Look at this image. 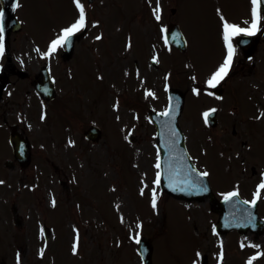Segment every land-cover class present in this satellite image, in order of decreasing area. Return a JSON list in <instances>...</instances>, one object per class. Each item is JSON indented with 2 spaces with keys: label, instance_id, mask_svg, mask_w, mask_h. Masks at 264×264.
<instances>
[{
  "label": "rangeland",
  "instance_id": "1",
  "mask_svg": "<svg viewBox=\"0 0 264 264\" xmlns=\"http://www.w3.org/2000/svg\"><path fill=\"white\" fill-rule=\"evenodd\" d=\"M244 1L251 2L161 0V18L156 21L155 0L92 4L80 0L86 31L74 42L72 58L64 61L62 46L42 60L34 49L47 53L48 44L76 22L79 10L74 0H22L23 9L16 13L22 29L11 35L10 56L29 80L14 84L29 85L38 68L48 62L57 80L58 99L44 121L35 118L39 111L35 108L34 117L25 121L16 107L19 100L12 102L11 119L31 125L27 133L33 161L25 171L3 167L2 161L10 157L5 156L7 136L0 131V264H140L134 243L137 233L150 239L153 264H264V233L213 235L217 215L206 202L190 206L156 188L158 153L149 120L151 110L165 109L168 88L186 92L181 128L189 152L207 172L212 193L237 188L250 197L260 177L257 171L252 183H245L243 174L234 171L242 169L234 153L248 149L241 148L230 132L235 125L248 133L253 118L227 114L223 108L217 130L208 129L203 118L200 122L202 113L220 107L207 93V81L224 61L226 48L217 38L223 25L244 23L250 16ZM261 22L264 26L259 14L257 24ZM169 23L181 26L189 42L188 55L165 51L162 29ZM151 58L158 60V67H152ZM245 64L237 66L236 61L235 73L225 83L230 85L226 101L234 100L229 95L236 74L243 95L251 92L252 81H260L264 46ZM147 92L152 95L146 96ZM261 92L264 99V88ZM243 102L240 96L236 105ZM7 108L5 104L3 114ZM92 125L102 131L97 143L83 137ZM255 136L254 157L260 169L264 168L263 134L254 135L249 146ZM245 184L251 188L245 189ZM149 193L159 199L155 207ZM262 204L264 213V199ZM43 226L51 230L48 242L43 240ZM72 236L77 240L75 254L69 247Z\"/></svg>",
  "mask_w": 264,
  "mask_h": 264
},
{
  "label": "snow or ice",
  "instance_id": "2",
  "mask_svg": "<svg viewBox=\"0 0 264 264\" xmlns=\"http://www.w3.org/2000/svg\"><path fill=\"white\" fill-rule=\"evenodd\" d=\"M251 2L253 4V9H252L253 20L249 28L247 29L240 28L236 25H231L227 23L223 25V29H224L223 39L225 41V46H226V56H225L223 63L220 65V67L208 79L207 84L210 88H215L228 74V69L231 65L232 57L235 51L231 43V38L236 35H239L240 33H244L245 35H248V36L255 35L256 32L258 31V27H257V22L259 20L258 5H260L261 3H264V0H251ZM74 3L77 9L79 10L78 19L76 20L75 23L71 24L69 27L64 28L61 34L56 39L51 41L48 47V52L45 53V55L54 53L58 47L63 46L64 44L69 42L70 38L75 33L80 32L85 27L84 8L81 5L80 0H74ZM18 6L19 5L17 3H13L12 5L13 10H15V8ZM159 11H160L159 0H157V5L154 9V15L157 20L160 19ZM4 16H5V13L3 9L0 8V54H2L4 51ZM97 39H100V37L98 36ZM148 95H152V93L147 92L146 96ZM212 111H215V110L213 109ZM164 115H167V113H164ZM203 115L205 117V122L207 123V118L209 116V113L205 112ZM41 118L43 119V116ZM156 167H159V164H157ZM203 175H207V173H203ZM158 181H159V173H157V182ZM260 189H264V183H261L260 185H258L257 193L254 194V196H258ZM236 195H237L236 192H231L225 197V199H229ZM243 203H248V201H244ZM255 203H256V200L253 199L252 204H255ZM152 204H153V207H155V196H153ZM136 243L137 244L140 243L139 233H137V236H136ZM75 250H76V245L74 244L73 251L75 252ZM197 256H199V253H197ZM221 258H222V253H221ZM248 264H251V261H249Z\"/></svg>",
  "mask_w": 264,
  "mask_h": 264
},
{
  "label": "water",
  "instance_id": "3",
  "mask_svg": "<svg viewBox=\"0 0 264 264\" xmlns=\"http://www.w3.org/2000/svg\"><path fill=\"white\" fill-rule=\"evenodd\" d=\"M91 134H92L93 138H98V135H99L98 131H96V130L92 131ZM167 139H168V137H162L160 139L161 141H160L159 145L162 146L161 143H164ZM173 142H174V140H173ZM176 148H178V144H176ZM163 152H164V162H166V161L172 162L173 159L175 158L174 154L167 147L163 148ZM176 168L177 167L175 166L173 169L169 170L170 173L168 175V178L170 180H177L178 173L176 171ZM180 184L190 185V181L187 179L186 180L184 179V181H181ZM162 189H164L169 194L174 195V196L183 197L182 195H185L184 192L179 194V192H178L179 190L176 187L174 188V190H169L168 189V182L166 179L162 183ZM217 207H218L217 210H219L221 214H223L224 211H227V209H228L226 206H224V207L217 206ZM147 264H149V263H147Z\"/></svg>",
  "mask_w": 264,
  "mask_h": 264
},
{
  "label": "flooded vegetation",
  "instance_id": "4",
  "mask_svg": "<svg viewBox=\"0 0 264 264\" xmlns=\"http://www.w3.org/2000/svg\"><path fill=\"white\" fill-rule=\"evenodd\" d=\"M5 73H9V72H5Z\"/></svg>",
  "mask_w": 264,
  "mask_h": 264
}]
</instances>
